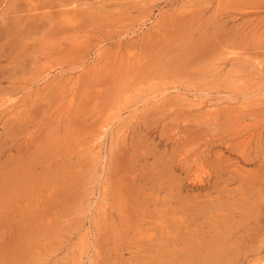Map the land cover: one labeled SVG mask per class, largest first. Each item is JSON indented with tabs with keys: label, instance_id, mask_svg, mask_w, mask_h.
<instances>
[{
	"label": "rangeland",
	"instance_id": "374dc122",
	"mask_svg": "<svg viewBox=\"0 0 264 264\" xmlns=\"http://www.w3.org/2000/svg\"><path fill=\"white\" fill-rule=\"evenodd\" d=\"M0 264H264V0H0Z\"/></svg>",
	"mask_w": 264,
	"mask_h": 264
}]
</instances>
